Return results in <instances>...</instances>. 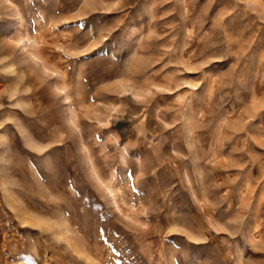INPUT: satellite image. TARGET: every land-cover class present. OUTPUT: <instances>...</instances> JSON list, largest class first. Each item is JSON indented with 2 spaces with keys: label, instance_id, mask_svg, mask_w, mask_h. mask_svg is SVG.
Returning a JSON list of instances; mask_svg holds the SVG:
<instances>
[{
  "label": "rangeland",
  "instance_id": "obj_1",
  "mask_svg": "<svg viewBox=\"0 0 264 264\" xmlns=\"http://www.w3.org/2000/svg\"><path fill=\"white\" fill-rule=\"evenodd\" d=\"M0 264H264V0H0Z\"/></svg>",
  "mask_w": 264,
  "mask_h": 264
},
{
  "label": "bare ground",
  "instance_id": "obj_2",
  "mask_svg": "<svg viewBox=\"0 0 264 264\" xmlns=\"http://www.w3.org/2000/svg\"><path fill=\"white\" fill-rule=\"evenodd\" d=\"M256 190V189H255ZM261 198V197H260ZM259 225V224H258ZM263 251V250H262Z\"/></svg>",
  "mask_w": 264,
  "mask_h": 264
}]
</instances>
